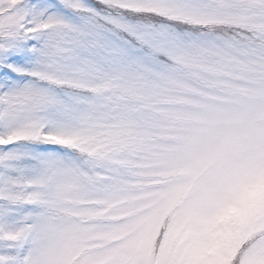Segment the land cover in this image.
Wrapping results in <instances>:
<instances>
[{
    "label": "snow or ice",
    "instance_id": "6c2138e0",
    "mask_svg": "<svg viewBox=\"0 0 264 264\" xmlns=\"http://www.w3.org/2000/svg\"><path fill=\"white\" fill-rule=\"evenodd\" d=\"M0 264H264V0H0Z\"/></svg>",
    "mask_w": 264,
    "mask_h": 264
}]
</instances>
